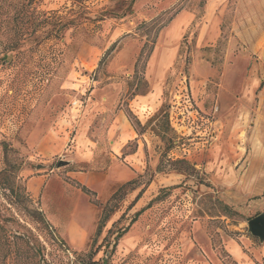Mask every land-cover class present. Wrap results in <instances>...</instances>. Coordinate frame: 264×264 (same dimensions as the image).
Wrapping results in <instances>:
<instances>
[{"label":"rangeland","instance_id":"rangeland-1","mask_svg":"<svg viewBox=\"0 0 264 264\" xmlns=\"http://www.w3.org/2000/svg\"><path fill=\"white\" fill-rule=\"evenodd\" d=\"M37 2L16 43L22 24L0 0V264H233L225 239L259 242L248 223L264 214V0ZM179 9L172 22L193 15L185 35L172 43L170 22L135 72L139 27ZM155 91L156 109L134 104ZM119 112L136 135L114 152ZM37 176L47 182L33 197ZM53 179L93 219L82 247L64 200L46 195Z\"/></svg>","mask_w":264,"mask_h":264},{"label":"crops","instance_id":"crops-1","mask_svg":"<svg viewBox=\"0 0 264 264\" xmlns=\"http://www.w3.org/2000/svg\"><path fill=\"white\" fill-rule=\"evenodd\" d=\"M193 21V15L188 12H182L167 28V33L173 43L176 39L183 37L188 30L189 26ZM213 31L216 33V28H213ZM207 37V31L204 33V41ZM214 40V39H212ZM135 105L144 106L146 108L158 107L156 106L158 101V91L155 93L151 92L147 95L140 96L136 98ZM129 122V121H128ZM117 123L123 124L124 130L120 132L118 139H115V132ZM127 125V116L123 112H119L117 115L113 114V119L111 123V128L109 130L108 140L112 145V150L114 152L121 151L125 148V146L135 138V131ZM114 134V135H113ZM77 178V177H75ZM55 180V179H53ZM47 180L45 176H37L28 182V190L31 195L38 196L41 192L42 188L46 184ZM50 182V180H49ZM46 189V195H52L55 199L64 200L67 207V225L64 227L67 232V236L70 238V241L75 244L77 247H82L86 244L88 235L93 231L94 224L93 219H91L86 214L85 220L81 219L76 215V213H72V202L68 199H64L62 195H60L56 191L57 180H55L56 184L53 189L48 190V184ZM254 189V188H253ZM252 189V190H253ZM69 203V206L67 204ZM224 244L228 253L232 256V258L238 264H264V243L255 242L254 239H251L248 236H242L241 238L234 240L232 238L225 239Z\"/></svg>","mask_w":264,"mask_h":264},{"label":"trees","instance_id":"trees-1","mask_svg":"<svg viewBox=\"0 0 264 264\" xmlns=\"http://www.w3.org/2000/svg\"><path fill=\"white\" fill-rule=\"evenodd\" d=\"M1 1L4 5L9 4L10 6L11 5L13 6V8L16 10L15 15H14V19L22 24V26L19 28V30L16 31L14 35H12L13 40H15L16 43L19 42L20 40H24V38L26 36V33L24 31V25L33 22L31 19L34 16V12H36V6L38 3L37 0H12L11 2L9 0H1ZM179 12H180V9L176 10L166 21H163L164 20L163 18L158 17V18H156L150 22L143 23L139 27L138 30L145 31V36H146L147 40H146V42H145V44L141 50V53H140L138 60L136 62L135 72L138 71L142 62H143V67H145L148 58L150 57V55L152 54V52L154 50V47L156 45V42H157V39H158L160 32L165 27H167L170 22H172V20L179 14ZM7 20H9V19H6L4 21V22H6V24H7ZM40 22L41 21H39V23ZM7 34H9V31L6 30L5 35H7ZM115 47H116V44L112 46V48L107 52V54L104 58H106L115 49ZM127 115L129 117V119L131 120V122L137 128L141 127L140 121L136 118L135 115H133V113L130 110L127 111ZM138 133H139V135H141L143 133V130L142 131L139 130ZM183 163H185V162H183ZM70 182L75 187L81 189L84 194H86L87 196H89L91 198V200L96 197V193L94 191H91L86 186L81 185L80 183H78L75 180H71ZM125 186L121 187L108 201L107 205L105 206V208L103 210L101 223L102 222L104 223L108 220L109 212L113 211L112 204H113L114 200L117 198L118 194L122 191V189H124ZM142 193H143V191H141V193L138 195V197L136 198V200L133 202V204L131 205V207L129 209H131L134 206V204L138 201V199L140 198ZM27 196H29V195H27ZM93 203L95 205L99 204L98 201H95V200H93ZM142 212L143 211L138 212L136 216L140 215ZM0 229H2L1 226H0ZM127 231H128V228H126L123 231V233H121L119 236L122 237ZM100 232H101V225L98 226V233H100ZM228 255H229V258L232 259L233 264H238L232 258V256L229 253H228ZM90 264H95V263H90Z\"/></svg>","mask_w":264,"mask_h":264},{"label":"water","instance_id":"water-1","mask_svg":"<svg viewBox=\"0 0 264 264\" xmlns=\"http://www.w3.org/2000/svg\"><path fill=\"white\" fill-rule=\"evenodd\" d=\"M68 162L61 161L58 167L68 166ZM248 233L257 238L261 243H264V214H261L255 218H253L248 223Z\"/></svg>","mask_w":264,"mask_h":264}]
</instances>
